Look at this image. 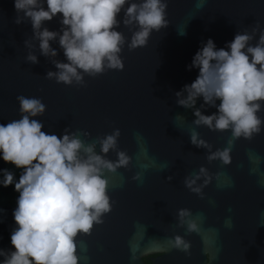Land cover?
<instances>
[{"label":"water","instance_id":"1","mask_svg":"<svg viewBox=\"0 0 264 264\" xmlns=\"http://www.w3.org/2000/svg\"><path fill=\"white\" fill-rule=\"evenodd\" d=\"M166 11L169 25L153 31L146 46L129 50L125 44L123 70L85 76V85L77 86L45 78L56 69L40 55L38 41L33 51L39 63L26 61L24 40L32 35L31 24L27 19L14 23V0H0V124L20 118L16 97L24 95L46 105L45 113L33 119L48 134L62 136L70 126L88 131L91 135L81 138L91 142L120 129L118 147L131 161L127 168L105 172L112 210L90 235L78 236L79 264H145L148 256L151 264H264V130L251 140L236 139L229 164L209 162L207 149L190 142L191 130L213 151L228 146L231 130L194 125V109L178 105L174 94L196 79L199 70L188 65L201 42L211 38L217 49L225 48L238 31L251 32L256 21L264 28V0H168ZM44 26L59 31V15ZM117 30L130 40L132 33L122 23ZM50 43L57 59L66 62L58 42ZM203 103L199 97L195 107ZM201 111L211 115L217 109ZM259 114L264 117V111ZM107 158L117 159L116 153ZM201 165L210 177L203 199L183 183ZM0 169L11 171L16 182L23 171L2 157ZM137 172L140 180L133 179ZM18 196L15 183L0 184V249L14 250L10 237ZM180 208L191 211L199 233L176 226ZM176 234L191 241V256L171 248L168 238Z\"/></svg>","mask_w":264,"mask_h":264},{"label":"clouds","instance_id":"2","mask_svg":"<svg viewBox=\"0 0 264 264\" xmlns=\"http://www.w3.org/2000/svg\"><path fill=\"white\" fill-rule=\"evenodd\" d=\"M167 7L168 0H14V23L19 25L27 19L31 24L32 35L24 40L29 49L27 62L39 63L33 51L37 47L33 41H38L40 55L56 69L48 70L45 78L83 86L85 76L94 78L107 70H123L125 44L129 50L146 46L153 31L167 28ZM121 12L122 21L118 19ZM58 15L59 31L44 26ZM121 23L131 31L130 40L117 30ZM53 41L58 42L66 62L57 59L58 51L50 43ZM201 43L188 65L189 70H199L196 79L174 94L178 105L194 109V125L213 131L231 130L228 146L214 151L195 128L190 132V142L207 149L209 162L220 160L227 165L236 139L251 140L264 130V117L259 114L264 111V28L256 21L251 32L238 31L225 48L217 49L211 38ZM199 97L204 103L196 108ZM16 99L20 118L0 124V157L23 171L16 182L11 171L0 169V184L7 187L15 183L19 192L13 210L16 226L10 237L14 250L0 249V264H79L78 236L90 235L93 226L103 223L112 210L105 172L127 168L131 157L118 147L119 128L91 142L81 138L90 136L88 131H72L70 126L62 136L48 134L42 131L43 123L33 119L46 111L42 99L24 95ZM206 106L217 111L205 115L201 109ZM110 151L117 159L107 158ZM133 179L140 180L141 173ZM172 179L167 177L169 182ZM209 180L208 169L201 165L186 175L183 183L203 199ZM176 218L177 227H185L188 233L200 232L189 209H178ZM168 243L191 256V241L182 235L169 237Z\"/></svg>","mask_w":264,"mask_h":264},{"label":"trees","instance_id":"3","mask_svg":"<svg viewBox=\"0 0 264 264\" xmlns=\"http://www.w3.org/2000/svg\"><path fill=\"white\" fill-rule=\"evenodd\" d=\"M145 264H151L150 256L144 258Z\"/></svg>","mask_w":264,"mask_h":264}]
</instances>
